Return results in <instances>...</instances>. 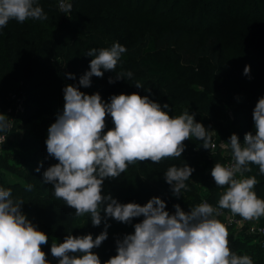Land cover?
Instances as JSON below:
<instances>
[{
    "label": "clouds",
    "instance_id": "1",
    "mask_svg": "<svg viewBox=\"0 0 264 264\" xmlns=\"http://www.w3.org/2000/svg\"><path fill=\"white\" fill-rule=\"evenodd\" d=\"M71 8L67 0H59L61 12L70 13ZM29 19H48L37 0H0V29L11 20L24 23ZM126 51L118 42L89 49L85 55L93 57L90 70L80 77L79 86L89 87L91 77L102 78L104 71L116 73ZM249 72L250 67L245 66L244 74ZM132 75L131 71L120 72L116 79ZM67 76L74 79L71 73ZM109 83H113L111 78ZM135 86L143 87L140 83ZM62 91L63 110L48 127L45 140L48 156L58 163L43 172V180L52 185L56 199L75 210L77 218L88 216L93 226L103 220L105 230L95 238L70 232L62 243L53 239L50 252L58 264H102L93 249L107 239V218L129 224L141 216L142 221L133 225V233L115 241L116 254L103 264H255L251 256L232 250L228 225L218 217L221 210H227L231 217L239 216L242 221L264 218V199L255 191L259 181L255 175L245 176L252 172L250 165L257 166L259 174L264 175V96L258 98L252 110L255 134L245 133L243 143L237 134H231L225 145L230 149L231 162H216L211 169L216 186L224 189L216 206L204 200L185 212L174 204L175 211L170 214L159 197L141 206L103 195L104 180L119 177L138 162L158 164L166 158H180L184 142L193 137L202 141L203 148L215 149L212 131L194 119L196 113L185 110L170 116L167 103L161 106L135 92L112 95L106 103L99 93L86 94L76 85H65ZM109 116L113 127L105 131ZM9 127V118L0 113V133H7ZM6 137L0 135V143ZM35 171L39 172L40 167ZM193 171L186 163L167 168L164 179L174 196L180 197L182 190H188L186 181ZM32 188L31 184L25 186L26 191ZM23 203V199L13 198L11 188L0 187V264H50L42 250L48 236L27 219L21 211Z\"/></svg>",
    "mask_w": 264,
    "mask_h": 264
},
{
    "label": "trees",
    "instance_id": "2",
    "mask_svg": "<svg viewBox=\"0 0 264 264\" xmlns=\"http://www.w3.org/2000/svg\"><path fill=\"white\" fill-rule=\"evenodd\" d=\"M58 1L37 0L47 15V20L29 19L24 23L11 20L6 27L0 29V113H4L9 104V93L14 91L23 94L25 89H31L33 92L27 101L32 118L45 114L50 117L49 125L55 122L57 113L63 110L64 100L62 95L48 93L44 77L56 72L47 66L49 59L59 58L57 73L75 83L89 71L88 62L80 58L81 54H86L84 46L94 44L91 42L93 40L97 44L108 45L112 43L109 41L111 40L127 49L121 56L116 73L131 71L132 65H135L144 77L141 82L143 87L135 86L131 90H124L119 85L132 80L127 77L116 79L114 72L112 80L118 86L115 95L133 92L143 94L156 88L155 94L159 96L162 89L171 85V81L176 79L178 83H184L179 77L174 79L176 62L194 67L199 60L207 59L213 65V75L218 79L213 94L195 99L194 95L176 92L170 94L167 90L164 96L171 97L166 111L170 116L180 115L185 110L189 114L197 112L202 114L204 121L216 124V118L224 113L226 106L241 92L246 95L244 117L245 126L248 127L240 131L239 140L243 143L247 132L255 134L252 110L258 98L264 95V86L256 92L250 78L257 71L264 73V0H68L72 4L70 13L61 12ZM134 17L156 24L157 29L141 26L137 31L133 23ZM245 66L250 67L247 75L244 74ZM68 73L73 74L74 79H70ZM148 97L156 102L152 96ZM25 109L24 107V112ZM24 112L14 119L13 124ZM109 118L111 120L110 116ZM106 125L105 131L112 128L109 124ZM217 133L228 142L229 135L224 128L217 126ZM46 139L45 127L39 126L22 143L24 148L29 149L26 162L30 168L21 175L25 181L32 180L36 183L40 199V193L50 185L44 182L43 172L58 163L48 156ZM184 144L185 150L180 158L167 159L178 166L186 163L194 169L193 172L205 169L209 163L222 162L219 145L215 151H208L202 147V141L195 138ZM37 167H40L39 172L35 171ZM250 167L252 172L246 174L256 176L259 184L255 191L264 199V175L259 174L257 166ZM158 176L160 179H155L152 183L140 180L141 183L138 184L149 189L170 186L165 182L161 168ZM104 184L105 180L103 186ZM0 187L11 188L13 198L19 197L15 183L8 181L2 171ZM222 191L224 189L218 188L215 181L211 182L207 185L205 200L216 206ZM20 198L25 202V197ZM201 200L197 195L186 196L182 201V210L190 211ZM218 219L221 220V217ZM135 223L132 221L129 224L127 234L134 232ZM229 240L232 250L238 255L247 254L252 257L264 250L258 243L249 244L247 237H236L232 232ZM108 250L107 243L93 249L102 263ZM44 252L50 264H58L50 251Z\"/></svg>",
    "mask_w": 264,
    "mask_h": 264
},
{
    "label": "rangeland",
    "instance_id": "3",
    "mask_svg": "<svg viewBox=\"0 0 264 264\" xmlns=\"http://www.w3.org/2000/svg\"><path fill=\"white\" fill-rule=\"evenodd\" d=\"M133 23L135 24V29L137 31H139V27L141 26H149L153 30L157 29L156 24L150 23V21H146L140 17H134ZM241 32H243V30H241ZM102 41L104 42L106 39ZM109 41L114 43L111 40ZM91 42L94 44H89L88 47L84 46L86 52L91 48L98 49L111 47L110 44H112H97L95 43V40ZM80 58L84 59L85 62H88L89 66L90 60L93 57L81 54ZM59 61V58H50L48 61L49 63L47 64L49 68L56 70L55 74L53 73L44 77L48 84L47 88L49 94L63 96L62 90L65 85L72 84L78 86L79 90L86 94L91 95L93 93H99L101 98L107 103L110 102L109 97L115 95V90H118V86H116L114 82L109 83V78L112 79V74L114 73L111 71H104L102 78H97L95 76L91 77V85L89 87L79 86V81L71 83L63 75L57 73L58 66L60 64ZM131 68L133 75L130 79L132 81L125 83L124 85H119L120 88L124 90H131L132 88H135V84H141L144 79L143 75L139 73V69L135 65H132ZM175 68L176 75L174 79L179 77L184 83H178L175 79L171 81V85L162 89L159 96L155 94L157 91L156 88H152L150 92L139 95L152 96L157 103L163 106L166 103L168 104L171 97V95L164 96L167 90L168 92H171L170 94L176 92L181 95H194L195 99L211 96L210 94H213L212 91L215 89L218 79L216 78V75H213V65H211L207 59L199 60L198 64L194 67L176 62ZM116 70H118V67ZM250 81L254 84L253 89L258 92L264 86V73H261L260 71L255 72L254 77L250 78ZM22 92L23 94L21 93V96L23 99V105L26 109L25 112L23 111L24 114L18 117L17 122H15L6 133V140L0 148V171H2V175L4 174L6 176L8 181L15 183L17 187L16 194L19 195V198L25 197V202L21 205V211L26 215L27 219L37 227L38 230L44 232L48 236V243L42 246L43 251H50L53 239H55L57 243H62L64 236L70 232L74 236L91 234L93 238H95L96 235L105 230V222L103 220L99 226H93L90 217L83 216L77 218L73 208L65 205L63 200L55 198L51 184L48 185L44 192L42 191L40 193L42 194V199H40L37 195L39 189L36 186V183L32 180L25 181L23 179L21 174L26 172V170L30 168V165L26 162L29 149L24 148L22 143L30 138L33 130L39 126H44L45 133H47V129L50 126V117L45 114H41L32 118V112L30 110L31 107L27 99L29 95L32 94L33 90L25 89ZM24 94L25 96H23ZM162 94L163 96H161ZM245 98L246 95L239 92L236 98L226 106L224 113L216 118V124L204 121L202 114L194 112L196 113L194 119L197 122L202 123L207 130L212 131L210 135L216 139L220 149L221 147H225L227 142L220 138V135L217 133V126L224 128L225 132L229 136L235 133L238 137L240 131L243 130V128L248 127L245 126L246 123L244 117V107L247 105ZM106 124L113 127L112 121L109 117L107 118ZM172 165L178 166L174 161L168 160L167 158L163 159L157 166L151 161L138 162L134 166L129 165L127 170L119 177L115 179H105L102 194L111 195L120 203L135 202L141 206L146 204L152 197H159L165 201L166 210L170 214H173L175 211L173 208L174 204H179L183 209L182 201L186 196L197 195L205 200L207 185L214 181L211 176V169L214 163H209V165L203 170L193 172L190 179L186 181L188 190H182L180 197H176L172 194L171 186L162 185L159 188L149 189L146 188L145 185L138 184L139 182L141 183L140 180L150 183H152L155 179L159 180V168L166 172L167 168ZM140 174L144 177H141ZM27 184H31L33 186L31 191L25 190V186ZM21 185L22 187H20ZM101 216H104L103 210H101ZM220 217L221 221L224 222L223 216L220 215ZM142 219L143 217L141 216L134 218L132 221L138 223L142 221ZM107 224L109 225L107 228V239L102 242V244L107 243L109 246L108 254L105 260L116 254L115 241L117 239H122L123 236L128 233L127 230L130 228V223H121L110 217L107 218ZM227 225L233 236H245L247 237L249 244L257 243L255 236L247 233L243 226L237 227L231 224ZM252 258L255 261V264H264V250L260 251V253L256 255H253ZM258 260L260 261L258 262Z\"/></svg>",
    "mask_w": 264,
    "mask_h": 264
},
{
    "label": "built area",
    "instance_id": "4",
    "mask_svg": "<svg viewBox=\"0 0 264 264\" xmlns=\"http://www.w3.org/2000/svg\"><path fill=\"white\" fill-rule=\"evenodd\" d=\"M59 4V2H58ZM9 104L7 105L6 109L4 110V113L9 118V130L13 125L14 119L21 115L24 106H23V99L20 92H14L12 91L8 95ZM0 135H6V133H0ZM212 142L216 144L215 149H207L208 151H215L218 148L217 141L212 138ZM3 143H0V148L2 147ZM220 154L222 155V164H229L231 162V152L226 147H221ZM245 176H249L245 173ZM204 201V199L201 200V202ZM222 216L224 218L225 224H231L237 227L243 226L245 231L249 234H253L255 236L256 242L259 244V246L264 247V218H261L259 221H242L239 216L231 217L230 213L226 210H221ZM229 218H231V223H229ZM239 221V223H238Z\"/></svg>",
    "mask_w": 264,
    "mask_h": 264
}]
</instances>
